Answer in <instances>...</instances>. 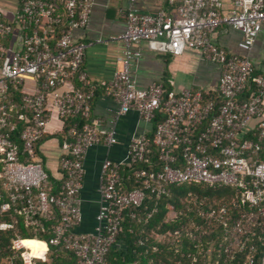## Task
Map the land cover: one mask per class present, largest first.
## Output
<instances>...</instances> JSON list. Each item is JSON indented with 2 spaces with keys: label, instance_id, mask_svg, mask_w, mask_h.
<instances>
[{
  "label": "built area",
  "instance_id": "obj_1",
  "mask_svg": "<svg viewBox=\"0 0 264 264\" xmlns=\"http://www.w3.org/2000/svg\"><path fill=\"white\" fill-rule=\"evenodd\" d=\"M135 1L130 0L125 32L111 38L123 45L121 67L111 80L99 84L84 68L88 46L74 38L75 31L88 28L94 0H22L11 19L0 8V179L6 198L0 195V216L13 211L27 227L44 232V224L51 223L50 238L44 242L46 257L51 247H64L78 264H108L125 211L140 207L147 193L160 198L167 194V186L192 183L232 187L237 190L232 207L260 208L258 214L246 212L234 218L224 206L219 217L212 211L208 219L221 220L229 228L225 238L233 241L228 251L248 250L244 264H254L256 249L249 241L257 238L264 245V66L257 74L250 53L264 36V0H230L229 5L225 0H167L169 11L155 15L139 12ZM221 27L241 34L242 54H228L217 44L214 36ZM142 43L174 57L193 50L218 66L217 96L202 89L176 92L162 84L138 89L132 69L142 57L138 49ZM28 79L33 83L27 90ZM12 86L22 88L24 109L29 112L17 115L24 123L22 148L12 139L18 131V122L10 115L16 106L11 110L7 105ZM98 92L117 104L105 132L100 129L104 121L92 118ZM131 112L150 125L159 113L166 117L151 133L152 139L144 133L130 142L127 164L140 167L134 177L141 187L124 191L123 167L105 160L97 226L91 234H79L85 156L95 146H116V123ZM76 117L85 123H74L63 137V178L57 185L36 149L51 121L57 119L65 127ZM17 222L12 218L0 223V231L14 230ZM20 241H13L12 250L22 252L24 264L40 260L26 257L31 251L17 247Z\"/></svg>",
  "mask_w": 264,
  "mask_h": 264
},
{
  "label": "crops",
  "instance_id": "obj_2",
  "mask_svg": "<svg viewBox=\"0 0 264 264\" xmlns=\"http://www.w3.org/2000/svg\"><path fill=\"white\" fill-rule=\"evenodd\" d=\"M229 1L225 0L227 5H229ZM21 2L22 0H0V8L5 11L7 18L11 19ZM94 2L95 6L88 28L75 31L74 38L78 43L88 46L84 68L90 79L95 84H99L101 81L111 80L121 67L118 58L122 54L123 45L120 41H111V38H116L125 32L126 14L130 9V0H94ZM167 3V0H136L135 8L141 13L155 15L163 10L169 11ZM214 38L228 54L243 53L238 48L242 39L239 32L221 27ZM138 49L142 51V57L134 63L132 69L138 89L146 90L154 84H162L166 89L176 92L202 89L207 94L218 93L221 70L218 66L203 60L198 52L188 50L183 56L174 57L151 50L147 43H142ZM250 58L257 68L263 69V35L256 40ZM26 82L28 90L33 81L28 79ZM12 88L15 89L14 86ZM9 93V102L12 104L8 103L7 105L11 110L16 106L10 113L12 120L20 113L29 114L14 102L16 101L15 97H18L19 94L22 97L20 100L23 102L25 93L21 91L16 95L11 87ZM98 93L93 104L92 118H100L104 121V125L100 129L105 132L110 128V120L117 110V104L112 99L102 96L100 92ZM115 127L118 135L116 146L111 148L95 146L90 148L85 156V179L80 194L83 221L77 229L79 234H91L97 226L96 218L100 209L103 162L108 159L122 167L127 166L128 149L132 138L153 132V125L143 123L136 112L121 117ZM64 128L61 121L57 119L51 121L43 136L38 153L46 171L55 181L52 182L56 184L60 183L63 178L60 168L62 156L60 136L63 134Z\"/></svg>",
  "mask_w": 264,
  "mask_h": 264
},
{
  "label": "trees",
  "instance_id": "obj_3",
  "mask_svg": "<svg viewBox=\"0 0 264 264\" xmlns=\"http://www.w3.org/2000/svg\"><path fill=\"white\" fill-rule=\"evenodd\" d=\"M55 36V39L59 38V33ZM51 42L54 44V40ZM256 71L257 74L263 73V70L259 68ZM16 88L11 89L17 95L21 92V87L17 86ZM19 95L15 97L16 101L14 102L24 109L25 105ZM211 96L216 97L217 95L212 94ZM9 104L12 103L9 102ZM26 111L24 109V112ZM165 119V115L159 113L153 123V131ZM12 121L18 122L17 116ZM76 122L81 126L85 123L84 120L77 117L65 122L64 132L60 136L61 144L68 129ZM17 125L18 131L12 135V139L22 148L19 138L24 123L18 122ZM149 138L152 139L153 135L150 134ZM42 140L43 138L38 143L37 154ZM154 152L156 161L158 160L156 147H154ZM139 168V166L127 165L121 169L123 178L121 186L124 191L129 192L141 187L134 177V172ZM1 170L2 165H0V172ZM50 179L51 182H55L51 176ZM166 189L167 194L160 198L147 193L140 207L132 206L125 211L122 231L117 244L111 248L108 254V264L245 263L248 250L243 253H240L236 248H233L232 252L228 251L227 247L231 245L232 239L228 240L225 237L229 228L222 225L221 220L208 219V214L215 211L219 217L218 212L225 206L234 218H239L240 213L258 214L260 208H245L243 210L233 208L231 201L236 198L237 190L232 187H210L205 184L192 183L181 186L170 185ZM0 195L6 200L1 179ZM12 218L18 221L15 229L8 232L0 231V264H24L22 252L12 250L14 240L38 238L46 242L50 238L48 230L51 223L44 224L45 232L36 230L27 227L23 218L14 215L13 211L1 215L0 223L10 222ZM241 241H245V238H242ZM249 243L256 249L254 264H262L264 245L257 238L251 239ZM34 264H78V259L73 252L64 247H51L46 261L35 260Z\"/></svg>",
  "mask_w": 264,
  "mask_h": 264
},
{
  "label": "clouds",
  "instance_id": "obj_4",
  "mask_svg": "<svg viewBox=\"0 0 264 264\" xmlns=\"http://www.w3.org/2000/svg\"><path fill=\"white\" fill-rule=\"evenodd\" d=\"M20 245H23L31 250L30 254H25L26 257L30 255V257H34L40 260L46 258V253L48 252V248L46 243H44L40 239L38 238L24 239L19 242L17 247Z\"/></svg>",
  "mask_w": 264,
  "mask_h": 264
},
{
  "label": "rangeland",
  "instance_id": "obj_5",
  "mask_svg": "<svg viewBox=\"0 0 264 264\" xmlns=\"http://www.w3.org/2000/svg\"><path fill=\"white\" fill-rule=\"evenodd\" d=\"M46 259H47V257H46Z\"/></svg>",
  "mask_w": 264,
  "mask_h": 264
}]
</instances>
